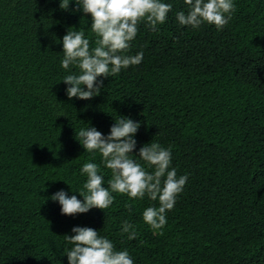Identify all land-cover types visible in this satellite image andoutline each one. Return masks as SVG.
I'll list each match as a JSON object with an SVG mask.
<instances>
[{"label":"trees","instance_id":"16d2710c","mask_svg":"<svg viewBox=\"0 0 264 264\" xmlns=\"http://www.w3.org/2000/svg\"><path fill=\"white\" fill-rule=\"evenodd\" d=\"M168 2L157 30L137 25L126 54L142 51V61L78 99L60 80L75 69L61 68L59 38L82 28L94 46L89 14L73 0L67 9L59 0H0V264H67L63 235L74 225L97 229L134 264H264V0H234L219 30L179 25L175 12L186 6ZM116 115L140 121L136 148L158 141L177 175L187 174L161 229L142 219L158 206L147 196L112 193L108 208L74 215L50 198L64 189L82 199L73 190L93 158L75 132L88 123L107 133ZM98 171L106 185L110 170ZM123 220L134 239L120 232Z\"/></svg>","mask_w":264,"mask_h":264},{"label":"clouds","instance_id":"9594fccd","mask_svg":"<svg viewBox=\"0 0 264 264\" xmlns=\"http://www.w3.org/2000/svg\"><path fill=\"white\" fill-rule=\"evenodd\" d=\"M69 2L59 0V7L67 9ZM73 3V10L89 14V27L95 37L94 46L90 47L84 29L73 27L59 38L61 68L75 69L68 71L60 80L65 83L66 96L78 99L98 95L104 86L102 77L114 76L129 65L139 64L143 59L142 51L126 54L130 42L136 37L138 23L145 21L155 31L172 9L168 0H73ZM183 3L186 10L175 12L176 21L181 26L192 28L207 23L219 30L235 11L234 0H183ZM57 115H64L58 106ZM113 120L107 133L88 123L75 132L74 136L83 150L93 158L80 167V174L86 177L82 188L73 190L82 199L75 194H67L64 189L55 191L50 198L58 202L62 214L74 215L87 212L92 207L108 208L115 199L112 193L126 194L135 199L147 196L149 200L158 201V206L145 207L142 219L151 228L161 229L166 224V211L174 207L177 195L183 191L187 174L177 175L176 168L170 167V148L158 141L136 148L134 134L140 126L139 120L125 115H116ZM97 154L99 164L95 162ZM101 165L111 172L106 185L104 175L98 171ZM146 168L153 170L147 171ZM70 231L73 234L63 235L64 241L70 245L64 252L67 264H134L126 248L117 250L112 240L99 234L97 229L74 225ZM120 232L126 233L129 240L137 235L127 220L121 221Z\"/></svg>","mask_w":264,"mask_h":264}]
</instances>
